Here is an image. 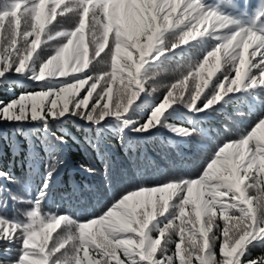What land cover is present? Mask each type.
I'll return each instance as SVG.
<instances>
[{"label": "snow or ice", "instance_id": "snow-or-ice-1", "mask_svg": "<svg viewBox=\"0 0 264 264\" xmlns=\"http://www.w3.org/2000/svg\"><path fill=\"white\" fill-rule=\"evenodd\" d=\"M60 19L73 23L53 34ZM101 53L110 71L95 75ZM185 56L157 101L161 70ZM20 77L36 90L0 99V123L39 126L49 162L39 184L0 185V264H264V0H7L0 91ZM232 104L256 118L195 178L114 194L88 219L45 208L65 121L184 143Z\"/></svg>", "mask_w": 264, "mask_h": 264}, {"label": "trees", "instance_id": "trees-1", "mask_svg": "<svg viewBox=\"0 0 264 264\" xmlns=\"http://www.w3.org/2000/svg\"><path fill=\"white\" fill-rule=\"evenodd\" d=\"M6 2L0 0V5ZM72 23L71 19H60L53 34L69 28ZM60 39L48 41L42 47L51 51ZM102 57L104 53L93 61L96 65L95 75L110 71V62L105 63ZM188 63L187 56L177 57L161 70L158 90L154 93L157 101L165 93L163 86L179 79ZM13 80V93L0 91V99L8 100L11 95L36 90V84L30 80L23 77ZM238 112H244L245 115L241 117ZM255 118V115L248 114L246 107L229 105L223 112L214 113L204 120L203 127L211 130L208 135H198L184 143L166 129L151 136L129 133L122 143L120 133L115 130L101 134L82 121H65L62 128L67 134V143L56 150L60 163L56 165L51 179L45 208L83 220L101 214L114 194L139 186H153L170 179L195 178L202 172L217 145L226 139H235L238 126L250 125ZM47 150L48 144L44 142L39 126L25 124L21 127L0 123V171L10 173L15 181L9 183L0 179V185L22 190L29 181L39 184L49 162ZM250 194L257 193L253 189ZM260 251L254 249L252 255L256 256Z\"/></svg>", "mask_w": 264, "mask_h": 264}, {"label": "rangeland", "instance_id": "rangeland-1", "mask_svg": "<svg viewBox=\"0 0 264 264\" xmlns=\"http://www.w3.org/2000/svg\"><path fill=\"white\" fill-rule=\"evenodd\" d=\"M19 207V206H18ZM9 214H11V206H10V212H9Z\"/></svg>", "mask_w": 264, "mask_h": 264}]
</instances>
